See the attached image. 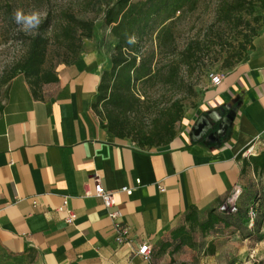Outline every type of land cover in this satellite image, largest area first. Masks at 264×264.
<instances>
[{
	"label": "crops",
	"instance_id": "obj_1",
	"mask_svg": "<svg viewBox=\"0 0 264 264\" xmlns=\"http://www.w3.org/2000/svg\"><path fill=\"white\" fill-rule=\"evenodd\" d=\"M252 46L161 147L104 128L93 105L108 61L83 52L54 71V83L15 77L0 107V264H264V178L247 165L264 154V28ZM97 182L112 193L110 210L86 195ZM234 187L243 215L257 208L254 227L192 229L186 217L221 215ZM109 211L121 214L124 244ZM181 231L191 240L178 246ZM144 244L147 261L137 254Z\"/></svg>",
	"mask_w": 264,
	"mask_h": 264
},
{
	"label": "trees",
	"instance_id": "obj_2",
	"mask_svg": "<svg viewBox=\"0 0 264 264\" xmlns=\"http://www.w3.org/2000/svg\"><path fill=\"white\" fill-rule=\"evenodd\" d=\"M200 1L116 0L112 7L106 9L103 23L110 29L115 44L110 56V68L101 76L93 109L104 122V128L115 138L130 139L141 148L166 146L174 139L176 126L184 115L179 102L160 110L148 132L141 129L133 130L128 115L147 107L149 98L144 90L148 85L157 82L170 85L180 73L187 74L203 61V52L196 46L197 44H191L180 51L174 35L175 22L185 14L194 12ZM216 1L219 21L237 27L242 23L243 13L252 15L257 5L264 8V0ZM262 28L264 26L253 30L248 37L251 41L248 42L247 54L242 56L243 52H239L235 60L230 62L226 58L223 69L229 71L247 59L253 49L252 41ZM92 31V22L77 21L67 16L66 25L61 29V38L64 49L72 52L73 57L66 58L64 65L74 64L81 49L80 41L91 39ZM128 36L136 37L134 45L127 43ZM27 38L28 44L22 58L25 75L43 85L56 82L55 70L46 68L45 65L48 39L41 33ZM99 106L102 107V112H99ZM247 165L252 167L255 174L264 178V154L249 157ZM249 210H253L257 216V208L252 206ZM249 210L246 216L241 210L237 216L222 213L217 215L212 211L202 224L190 216L186 217V221H191L192 229L197 228L201 233L220 225L229 227L233 220L247 228ZM176 238L179 240L178 246H183L191 240L190 236L182 231Z\"/></svg>",
	"mask_w": 264,
	"mask_h": 264
},
{
	"label": "rangeland",
	"instance_id": "obj_3",
	"mask_svg": "<svg viewBox=\"0 0 264 264\" xmlns=\"http://www.w3.org/2000/svg\"><path fill=\"white\" fill-rule=\"evenodd\" d=\"M115 1L0 0V107L6 96L8 84L17 76H25L22 58L28 44L27 37L41 33L48 39L46 68L56 70L67 66L63 64L66 58L73 57L72 52L64 49L61 38V29L66 25L67 16L77 21L93 23L92 37L80 41L81 49L75 62L83 52H87L98 59L108 61L109 70L115 42L110 29L104 25L103 18L106 9L112 7ZM16 9H23L26 12L32 9L39 10L42 14L39 28L30 33L22 31L12 19ZM217 9L216 0H201L194 12L185 14L175 22L174 35L178 50L182 51L191 44H197L196 46L203 52V61L187 74L180 73L170 85L159 82L148 85L144 91L149 98V104L146 108L128 115L133 130L141 129L148 132L158 112L174 102H179L183 114L198 107L202 94L210 83L209 76L224 75L227 72L223 69L226 58L230 62L235 60L239 52H243L242 56L247 54L248 42L251 41L248 37L253 30L264 26V8L257 5L252 15L243 13L242 23L238 27L220 22ZM28 81L32 82L30 79ZM98 110L102 112L103 109L99 106ZM237 210L233 216L239 214V204ZM179 256L184 257V253H180ZM175 264H182V261H176Z\"/></svg>",
	"mask_w": 264,
	"mask_h": 264
},
{
	"label": "built area",
	"instance_id": "obj_4",
	"mask_svg": "<svg viewBox=\"0 0 264 264\" xmlns=\"http://www.w3.org/2000/svg\"><path fill=\"white\" fill-rule=\"evenodd\" d=\"M222 77L223 75L211 74L209 76L210 85L213 87L218 86L222 81ZM244 155L245 156L253 155L252 147L248 148L245 151ZM120 191L127 194L131 193V190L127 187L122 188ZM86 195H93L94 197L100 199L103 207L107 210H110L113 207L112 193L106 192L98 182L95 183L92 194L87 192ZM240 195H241L240 188L234 187L230 192L229 196L223 202V204L219 206L218 212L226 215L235 214L237 212V202L239 200ZM63 209L64 208H60L59 211H62ZM108 217L112 222V229L115 236V242L117 244H124L128 235V230L125 227H123L121 223V214L117 211H109ZM255 218H256L255 212L253 210H249L248 225H247L248 228L253 227ZM74 220H75V215L72 212H67L65 222L67 224H72ZM137 254L141 256L145 261H147L151 255L150 247L144 244L138 249Z\"/></svg>",
	"mask_w": 264,
	"mask_h": 264
},
{
	"label": "clouds",
	"instance_id": "obj_5",
	"mask_svg": "<svg viewBox=\"0 0 264 264\" xmlns=\"http://www.w3.org/2000/svg\"><path fill=\"white\" fill-rule=\"evenodd\" d=\"M13 22L20 27L25 33H30L39 28L42 23V14L39 10L32 9L24 11L23 9H16L12 16ZM127 43L134 45L136 43L135 36H128Z\"/></svg>",
	"mask_w": 264,
	"mask_h": 264
}]
</instances>
